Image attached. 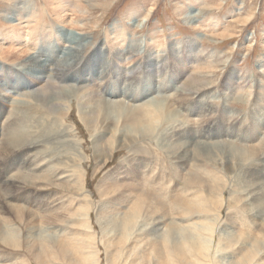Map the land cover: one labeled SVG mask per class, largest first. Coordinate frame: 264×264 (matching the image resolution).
<instances>
[{"label": "rangeland", "instance_id": "rangeland-1", "mask_svg": "<svg viewBox=\"0 0 264 264\" xmlns=\"http://www.w3.org/2000/svg\"><path fill=\"white\" fill-rule=\"evenodd\" d=\"M76 1L69 0L66 3L62 0H31L32 6L40 15L38 28L43 31L34 38L41 40L40 44L37 47H29L30 41L26 40L25 36H30L34 29L28 28L31 29L34 25L28 27L25 22L29 11L26 9L27 5L21 7V3L27 4L26 0L8 4L5 0H0V35L8 32V21L12 18L10 15H20L24 18L19 22H11L23 37L22 40L15 39L9 42L6 38H0V50L6 51L4 50L6 48L10 52V54L0 52L1 65L13 72L21 67L20 59L24 57L23 61L41 47H46L47 43L64 44L62 39L64 34L56 32L60 27L70 29L76 20H88L86 23L84 21L87 27L84 26L83 29L89 37L81 50V57L84 60L80 61L75 70L82 72L83 76L104 68L101 75L103 82H99L104 83L107 80L106 82L112 85L110 82L115 83L112 79L113 71L116 72L118 69V76L120 74L123 79V76L126 77L125 68H129L131 63L137 60L143 63V60L149 58L145 57L146 54H149L153 57L154 63L150 66L151 75L159 74V78L153 77L152 88L156 90V81L162 83L164 88L146 98L130 102L121 96L108 98L104 95V87L97 85L98 81L90 78H87L90 81L78 78V81L62 80V89L76 87L90 88V91L73 89L75 97L59 100L57 103L60 105H57L55 111L58 110L61 114H52L46 108L43 112L30 110L31 112L26 113L28 118L25 117L24 123L37 120L45 128L47 124L53 125L54 128L48 135L41 136L40 131L39 136L32 133L33 137H39L37 142L40 145L34 144L35 147H30L29 151L24 146L22 149L21 147L15 149L14 156L12 154H8L7 157L0 156V179H12L18 183L19 188L9 194L14 195V199L9 202L16 207L19 206L18 216L21 217L14 218L11 209L4 206L5 213L10 212L7 214L10 216L6 215L7 222H0V225L4 227L6 224L8 229L13 228L15 232L11 236L17 235L19 243L22 242L17 248L0 243V260L5 256L13 264H93V260L87 258L90 253L88 251L95 248L97 264H148L155 247L159 246L161 253L165 252V242L170 234L166 231L172 227L174 228L172 233H176V241H179V244H182V236L185 239L195 237V223L211 219V213H214V210L207 211V208L203 207L211 199L222 200L223 203L221 210H215L219 212V216H213L215 230L211 242L218 244L217 248L214 245L212 249L214 261L222 262L220 264H238L243 255L249 253L257 243L259 247L256 258L251 264H264V145L261 146L264 142V0H82V6L85 5L88 9V14L85 15L77 13L74 8ZM16 24H20L19 29L16 28ZM131 46L136 50H132L134 53L129 62L122 54L130 51ZM21 50L27 54L20 53ZM98 50L102 54L101 59L98 63H93L89 57ZM85 66L86 70H83ZM141 66L132 78V81H136L133 84L139 90L144 87L143 84L149 82L146 79L148 74L144 72L143 65ZM196 80L202 81V84L199 82L197 84ZM118 82L120 85L121 81ZM160 83L156 87L160 88ZM168 84H171V87ZM181 85H187L190 92L198 89L196 95L204 96L202 105L210 107L211 112L208 116L211 117L210 121L213 122L214 128L223 131L230 124L233 137L210 139L198 137L199 130L204 129L208 122H203L206 120L205 113L190 114L189 111L187 114L185 109L180 108L181 105H185V108L191 110L195 105L198 111L201 110L197 103L191 105L193 100L190 103L186 100L179 103L177 100L180 99H174L173 89L177 92V87H183ZM51 87L42 90L39 97L51 94ZM25 89L27 90L16 92L12 101L6 104L5 116L0 120L2 124L10 122L9 119L16 116L18 109L25 107L17 101L26 105L29 103L31 108L34 105L35 98L29 94L32 91L31 87L28 89L25 86ZM133 94L140 95L135 91ZM8 96L6 94V97ZM76 97L82 106H91L90 116L97 120L98 125L97 129L91 130L92 132L83 126V120L75 108ZM226 97L229 100H226ZM256 98L259 101H255ZM150 101L161 102L167 108H172L170 111L173 112L172 114L170 112L166 122L159 119L158 115L150 114L160 121L157 122L159 130L151 139L137 138L133 141L129 132L125 131L123 114L129 111L132 116L136 109ZM168 104L170 106H167ZM67 105L68 110L65 108ZM118 106L124 111L119 118L113 115L112 121L109 115L107 120H110L102 121L99 115L102 107L116 111ZM15 108L17 111H14ZM85 110L89 113V110ZM138 114V117H142L141 113ZM200 116L204 119L202 120ZM17 119L19 121L20 117ZM200 124L201 128L198 126ZM26 126L30 130L37 129L30 127L29 123ZM171 126L174 128L170 131ZM181 130H185L184 133ZM168 132L169 134H166ZM193 132L195 138L190 137ZM256 132L257 136L254 137L253 134ZM179 134H184L186 139H180ZM222 142L228 146H224ZM250 146L259 151L252 159L253 162L247 160L243 163V160H237L228 151V148L232 150L234 147L235 151L240 149V153H246L245 149L251 148ZM201 151H208L211 155L206 158ZM26 154L29 155L28 159ZM55 168L58 173L53 172ZM256 170L263 173L259 175L261 180H254V176L250 175ZM209 171L210 177L221 183L217 191L211 188L212 182L207 175ZM116 173H120L118 178H115ZM190 177L196 178L198 183L190 180ZM132 189L134 193L131 192ZM139 189L140 193L153 196L157 203L165 207L166 214L161 216V212L149 213L150 210L144 208V215L137 217L134 220L135 224L133 222L134 225L127 230L124 229L122 221L127 215V210L132 208L133 201L138 196L135 192ZM8 193L4 188H0V200H4ZM52 206L55 208L52 209ZM81 206L85 211H81ZM157 217L162 218L163 224L158 222ZM218 232L222 233L219 235ZM131 233L133 243L138 245L136 250L138 260L133 255L131 257L130 253H125V257L122 252L115 254L113 252L116 251H112L109 254L114 248L105 249L102 245L104 235L114 237L116 234L120 239L124 237L128 241ZM241 234L243 237L240 239ZM216 238L227 239L230 242L224 247L215 240ZM140 239L141 242L138 241ZM86 241L92 242V248L89 250H86L85 246L91 242ZM42 242L50 244L54 249L42 254L40 258L35 257L37 252L35 247ZM27 243L37 246L29 250L26 247ZM145 243L154 244L155 247L148 250ZM56 244L62 247V252L56 250ZM166 257L165 255L164 258ZM108 259L112 262L110 263ZM190 260L193 262L192 258Z\"/></svg>", "mask_w": 264, "mask_h": 264}, {"label": "bare ground", "instance_id": "bare-ground-1", "mask_svg": "<svg viewBox=\"0 0 264 264\" xmlns=\"http://www.w3.org/2000/svg\"><path fill=\"white\" fill-rule=\"evenodd\" d=\"M63 2H68L69 0H62ZM16 3L17 0H5V3ZM83 1L82 0H77L75 2V9L77 11L78 14L80 15H85L86 13L88 14V9L84 6H82V3ZM26 3H21V7L22 6H26V9L29 11V14L25 17L27 19V21H25L27 23V26L29 27V25L32 24L33 28L29 29L28 30H32V33L29 35H26V40H29L30 41V46L29 47H37L38 44H40L41 40H38V39H34L35 37H37L39 34L40 31H43V30H39L38 28V24L40 23V15L39 12L36 11V8L32 6L31 4V0H26ZM25 7H23L24 9ZM92 8V7H91ZM12 16V18L8 21L9 23V27H7V33L4 34L3 36L0 35V38L2 37V39L6 38L7 41H13L15 39H18L19 41L22 40V36L18 33V31L15 29V26H14V23H11L12 21H15V22H19L20 19H24V18H21L20 15H10ZM85 17V16H84ZM87 17V16H86ZM80 18V17H79ZM85 23L86 21L88 20H84ZM84 21H79V20H76L75 22H73V26H71L70 29H67L66 27L65 28H62L60 27V29L56 32L60 33L62 32L64 34V36L62 37L63 39V42L64 44H60L59 42H55V44L51 45L52 42H49L46 44V47H41V49L37 52H35L34 54L32 55H28V57L26 59H24L22 61L21 60V63L20 64V68H17L16 70H14L13 72H10L11 70H8L7 68H5L3 65H1L0 63V120L4 118L5 116V106L6 104L10 103L12 101V97L13 95L18 92V91H22V90H27L25 89V86L29 89V87H31V92L29 93L30 95H33L34 96V100H35V103L34 105L32 106L31 108V105L29 106V103L26 105L25 103L21 102V101H17V103H20V104H23L24 108L19 110L18 109V113H16V116H14L13 118L9 119L11 120L10 122H8L7 124L6 123H3L0 122V156L1 157H7L8 154H12L14 156V152H15V149L17 148H20L22 149V147L25 146L26 150L29 151L30 147H35L34 144H39L37 141L39 139V137H33L32 133L36 134L37 136H39L38 134V131L41 132V136L43 135H48L49 133H52L50 132L54 126L53 125H50L46 126V128L43 126V125H40L39 124V121H32V120H29L28 123L30 125V127H34V128H37L36 131L35 130H30L28 128V126H26L28 123H24V119L25 117L28 118L27 114L28 112H31L30 110H33V111H41L43 112L44 109L46 108V110H48L49 112H52V114H61L58 112V110L55 111V108L57 107V105H60L58 104L57 102L59 100H61L62 98H68V99H71L72 97H75L74 95V91H80V90H84L85 91H90L88 88H76V87H67L65 89H62L61 87V83H62V80H77L80 79V80H89L87 78H90V80H94V81H98V83H100L99 81L103 82L101 79H102V73L104 72V68H102L101 70H98L96 72H90V73H86L85 75L82 76V72L79 73L78 70H75L77 67V65L80 63V61L84 60L82 57H81V53H82V48L84 47L85 43L87 42L88 40V36L86 35V33L83 32V29H84V26H86V24L84 25ZM146 21V20H145ZM89 23V22H88ZM20 24H16V28H18ZM9 28V29H8ZM24 28V27H23ZM19 29V28H18ZM91 29V28H90ZM87 30V29H86ZM11 37H16L14 39H12ZM44 39V38H43ZM42 39V41H44ZM24 40V39H23ZM58 41V40H57ZM134 44V43H133ZM136 45V44H134ZM26 46V45H25ZM28 47V46H26ZM136 50V48H133V46H131V49L130 51L128 52H125L124 54H122V56L125 57V60H130L131 59V55L134 53V51L132 50ZM4 50L6 51H3L0 50L1 53H5V54H10V52H8L9 49H6L4 48ZM23 50V49H22ZM20 53H22L23 51L26 52L25 50H23ZM35 50V49H34ZM140 50V49H139ZM28 51V50H27ZM138 51V50H137ZM136 51V53H138ZM23 52V53H24ZM30 53V51H28ZM102 52V51H101ZM121 52V51H120ZM130 52V53H129ZM18 53V52H17ZM25 54V53H24ZM24 54H22L24 56ZM27 54V53H26ZM25 54V55H26ZM17 55H20L21 54H17ZM101 55L100 54V50H98L96 53L92 54L89 58L91 59V61L93 63H98L99 60L101 59ZM138 55V54H137ZM112 57V56H111ZM145 57H149V58H145L146 60H143V63L141 61H138L135 62V63H131L130 67L129 68H125V74H126V77L124 78L123 76V79L121 78V75L119 74L118 76V72L116 70V72H112V75H113V80H115V83H112L110 82V84L112 85H109V83H107L105 80L104 83H100L97 85H102L104 88V92L108 98H113V97H123V98H126L127 101H137V100H140L142 98H146L147 96H149L151 93H158L160 90H162V87L164 88L163 84L160 83L159 81H156V86L157 84L160 83V88L159 86L156 87V90L154 88H152V84L154 83V80H153V77L156 76V78L158 77L159 78V74L157 73L156 75L155 74H152L151 75V70H150V66H153L154 63H153V57H150L149 54ZM18 58H21V57H18ZM122 58V57H121ZM86 61V60H85ZM84 61V62H85ZM131 62V61H129ZM118 64V63H117ZM141 65H143V69H144V72L148 74V76L146 77L147 81V84H143L144 87L140 88V90L133 84V82L135 81H132L134 75H136V72L142 67ZM88 66V65H86ZM86 66L83 67V70H86ZM128 67V66H127ZM13 68V67H12ZM207 68V67H206ZM122 69V68H121ZM124 69V68H123ZM196 69V67H195ZM198 69H200L198 67ZM212 69V68H211ZM191 71V70H190ZM202 71V70H201ZM84 72V71H83ZM196 72V71H194ZM197 72H200V71H197ZM203 72V71H202ZM84 74V73H83ZM195 74V73H194ZM124 75V74H123ZM202 76V75H200ZM208 76V75H207ZM259 76V75H258ZM135 79V78H134ZM89 80V81H90ZM195 80V79H194ZM56 81H58V83L56 84ZM78 81V80H77ZM118 81H121L119 85V82ZM125 81V82H124ZM187 81V80H186ZM255 81V80H254ZM136 82V81H135ZM159 82V83H158ZM162 82V81H161ZM197 82V80H196ZM199 82V81H198ZM197 82V84H198ZM202 82V81H201ZM201 82H199L200 84H202ZM206 81H204L205 83ZM192 83L194 84V82L192 81ZM253 83V82H252ZM172 84V83H171ZM171 84H168L169 87H171ZM254 84V83H253ZM192 85V84H191ZM204 85V84H203ZM208 85V83H207ZM228 85V84H227ZM232 85V84H231ZM48 86H52V90H51V94H43L42 96L39 97V93L42 92V90L46 89ZM183 86L182 88L179 86L177 87V92L173 89V94L172 96L174 97L175 100L177 99H180V100H177L179 103L182 102V100H186V102L190 103V101H194L191 103L192 104H195L197 103V106L201 108L200 111H198L196 108H195V105L192 106L191 110L188 109V108H185V105H178L180 106V108L182 109H185L187 112V114L189 113L190 111V114L194 113V114H197L199 113L200 114H204V117H206V120H203L202 117L200 116V118L203 120V122L207 121V125L206 127H204V129L202 130H199L200 133H198V137L202 138V139H210L212 137H223V136H226V137H233L232 136V125H230L229 123V126L226 124V128L223 129V131H219V130H216L214 128V125H213V122L210 121L211 117L208 116L210 114V107L206 106L205 105H202L204 102L203 99H204V96H201L200 94L196 95L197 93V90L194 91V92H190L188 91L187 89H189V87L187 85H181ZM194 86V85H193ZM226 86V85H225ZM244 86V85H243ZM192 87V86H191ZM199 87V86H198ZM180 88V89H179ZM201 88V87H200ZM192 89V88H191ZM239 89V88H238ZM246 89V88H245ZM47 90V89H46ZM45 90V91H46ZM53 90H56V92H54ZM92 90V89H91ZM44 91V92H45ZM136 92V93H140V95H135L133 94V92ZM201 91V89H200ZM240 91V89H239ZM93 92V91H91ZM91 92L89 94H91ZM235 92V91H234ZM243 92V91H242ZM21 93V92H19ZM46 93V92H45ZM96 93V92H95ZM149 93V94H148ZM6 94L9 95L8 97H6ZM82 93H80L81 95ZM87 94V93H86ZM224 94V93H223ZM94 95V94H92ZM195 95V96H194ZM79 96V95H78ZM91 96V95H90ZM89 96V97H90ZM81 97V96H80ZM99 97V96H98ZM155 97V96H154ZM171 97V96H169ZM210 97V96H209ZM213 97V96H211ZM230 96H228L229 98ZM237 97V96H236ZM241 97H242V94H241ZM77 98V97H76ZM85 98V97H84ZM206 98V97H205ZM227 98V97H226ZM226 99V100H229V99ZM75 99V98H74ZM93 99V98H92ZM153 99V98H152ZM158 99H161V98H158ZM164 99V98H163ZM171 99V98H170ZM173 99V98H172ZM232 99V98H231ZM230 99V100H231ZM235 99V98H234ZM17 100V99H16ZM33 100V99H32ZM114 100V99H112ZM154 100V99H153ZM162 100V99H161ZM168 100V99H166ZM224 100V98L222 99ZM225 100V101H226ZM233 100V99H232ZM65 101V100H64ZM88 101V100H87ZM100 101V100H99ZM107 101V100H106ZM248 101V100H247ZM255 101H259L258 98H256ZM34 102V101H33ZM117 102V101H115ZM166 102V101H165ZM185 102V101H184ZM233 102V101H232ZM69 103V102H68ZM88 103V102H87ZM187 103V104H188ZM15 104V102H14ZM36 104V106H35ZM64 104V103H63ZM142 104V103H141ZM184 104V103H183ZM201 104V105H200ZM75 105V104H74ZM77 112H78V115L80 118H82L83 120V126H85L86 128L90 129L91 130H95V128L98 126L97 125V120L93 119L92 116H90V113H91V110H90V107L87 106H82V103L81 102H78V98H77ZM103 105V104H102ZM140 105V104H139ZM189 105V104H188ZM200 105V106H199ZM63 106V105H61ZM125 106V105H124ZM167 106H170L169 104ZM259 106V105H258ZM17 107V106H16ZM107 107V106H106ZM113 107V106H110V108ZM119 107V106H118ZM122 107V106H121ZM197 107V108H198ZM205 107V108H204ZM65 108L68 110L69 107L68 105L65 106ZM104 107H102V109L99 111L102 117V121H108L110 119L107 120V117H110L109 115H111V118L112 116L114 115L115 118H119L123 113L124 111H122V108H118L116 111L113 110L111 111L109 108H105L103 109ZM134 108V107H133ZM89 110V113H87V111L85 110ZM124 109V108H123ZM172 109V108H170ZM170 109L166 107V105H164L163 103L161 102H155V101H150V102H147V104H144V106L139 109H136L135 112L132 114L131 116V113L127 112L126 114L124 113L123 115L125 116L124 120V128L126 129L125 131H128L129 134H130V137L133 141H136L137 138H141L142 140L144 139H148V138H152L154 137V134L159 130L158 129V125L159 123L157 122H160L159 120H156L154 117H151L150 114H153L154 116L158 115L159 119H164L163 121L166 122V119L168 118V116L170 115ZM173 110V109H172ZM14 111H17L16 108ZM96 111V110H95ZM173 112V111H172ZM171 112V114H172ZM175 112V111H174ZM15 113V112H14ZM138 113H141L142 117H138L139 114ZM19 114V115H18ZM96 114V113H95ZM136 114V115H135ZM177 114V113H175ZM202 114V115H203ZM30 115V114H29ZM98 115V114H97ZM171 116H174V115H171ZM170 116V117H171ZM177 116V115H175ZM19 121L17 118H19ZM128 117V118H127ZM138 117V118H137ZM180 117V116H179ZM31 118V117H29ZM127 118V119H126ZM17 119V121H16ZM172 119V118H171ZM176 119V118H175ZM182 119V117H181ZM238 119V118H237ZM117 120H121L122 119H117ZM168 120V119H167ZM201 120V121H202ZM233 120V119H232ZM32 121V122H31ZM112 121H114V119L112 118ZM185 121V120H183ZM7 122V121H6ZM110 122V121H109ZM163 122V123H164ZM188 122V121H187ZM233 122V121H232ZM231 122V124H232ZM116 123V122H115ZM119 123V122H118ZM121 123V122H120ZM119 123V124H120ZM190 123V122H189ZM112 124V123H111ZM192 124V123H191ZM198 124V123H197ZM204 124V123H203ZM243 124V123H242ZM114 125V124H113ZM111 125V126H113ZM117 125V124H116ZM164 125V124H162ZM161 125V126H162ZM186 125H188L186 123ZM110 126V127H111ZM118 126V125H117ZM200 126L201 128V124L198 125ZM205 126V125H204ZM58 127V126H57ZM63 127V126H62ZM109 127V126H108ZM123 127V126H121ZM188 127V126H186ZM118 128V127H117ZM161 128V127H160ZM172 128L174 127H170V131L172 130ZM185 128V127H183ZM181 128V129H183ZM189 128V127H188ZM97 129V128H96ZM101 129V128H100ZM116 129V128H115ZM119 129H122V128H119ZM179 129V127H178ZM174 130V129H173ZM33 131V132H32ZM175 131V130H174ZM178 131V130H177ZM184 131L185 130H181ZM48 132V133H47ZM92 132V131H91ZM121 133L123 131H120ZM161 132V131H160ZM196 132V131H195ZM117 133V132H115ZM125 133V132H124ZM174 133V132H173ZM172 133V134H173ZM43 134V135H42ZM166 134H169L166 133ZM165 134V135H166ZM186 134V133H185ZM257 132L255 134H253L254 137H256L257 135ZM261 134V133H260ZM92 135V134H91ZM182 135V134H181ZM179 134V138L180 139H186L184 138L185 135L183 134L181 136ZM195 133L193 132V134L190 135V137H194ZM93 136V135H92ZM168 136V135H167ZM166 136V137H167ZM165 137V138H166ZM169 137V136H168ZM43 138V137H42ZM129 138V137H128ZM195 138V137H194ZM167 139V138H166ZM165 139V141H166ZM228 139V138H227ZM260 139V138H259ZM141 140V142H142ZM188 140V139H187ZM255 140V139H254ZM258 140V139H257ZM132 141V142H133ZM173 141V140H172ZM190 141V140H189ZM261 141H263L261 139ZM260 141V142H261ZM46 142V141H44ZM195 142V141H194ZM201 142V141H200ZM224 142V141H223ZM222 142V143H223ZM171 143V142H170ZM175 143V142H174ZM218 143V142H216ZM228 143V142H227ZM264 143V142H263ZM261 144L264 145V144ZM167 144V142H166ZM166 144H164L166 146ZM203 144V143H202ZM221 144V143H220ZM40 145V144H39ZM140 145V144H139ZM190 145V143L188 144ZM187 145V146H188ZM192 145V144H191ZM224 145V143H223ZM228 146V144H225L224 146ZM208 145H206V148H207ZM213 146V145H212ZM223 146V147H224ZM230 146V145H229ZM258 146V144H257ZM189 147V146H188ZM187 147V148H188ZM195 147V146H194ZM222 147V145H221ZM251 147V146H250ZM256 147V146H255ZM137 148V146H136ZM142 148V147H140ZM179 148V147H178ZM226 148V147H225ZM234 147H232V150L230 148H228V151H229V154L234 156L235 158H237V160H243L242 162L244 163V161H247L249 160L252 161V159H254L256 156L255 154L257 152H259L258 150L254 149V146H252L251 148H248V149H245V151L247 150L246 153H240V149L239 151L235 149H233ZM257 148V147H256ZM261 148V147H260ZM135 149V148H134ZM145 149V147H144ZM184 149V148H183ZM204 149V148H203ZM210 149V148H209ZM259 149V148H258ZM263 149V148H262ZM20 150V149H19ZM34 150V149H33ZM130 150V149H129ZM175 150V149H173ZM180 150V149H179ZM189 150V149H187ZM197 150V149H196ZM205 150V149H204ZM215 150V149H214ZM234 150V151H233ZM244 150V149H243ZM186 152V150H184ZM183 151V152H184ZM200 151V150H199ZM222 151V150H221ZM264 151V149H263ZM23 152V151H22ZM26 152V151H25ZM132 152V151H131ZM169 152V150H168ZM176 152V151H175ZM182 152V151H181ZM262 152V151H261ZM27 153V152H26ZM178 153V152H177ZM188 153V151H187ZM186 153V154H187ZM202 155L204 154L206 156V158H208L211 154L208 152V151H201ZM31 154V152H30ZM189 154V153H188ZM12 156V157H13ZM19 156V155H18ZM27 157V159L29 158V155L26 154L25 155ZM173 156V155H172ZM179 156V155H178ZM190 156V155H189ZM34 157V156H33ZM183 157V156H181ZM23 158V157H22ZM194 158V157H193ZM1 159V158H0ZM24 159V158H23ZM34 159H36L34 157ZM38 159V158H37ZM179 159V158H178ZM205 159V158H204ZM59 160V159H58ZM180 160V159H179ZM207 160V159H205ZM1 161V160H0ZM23 161V160H22ZM227 161V160H225ZM264 161V160H263ZM61 162V160H60ZM253 162V161H252ZM4 163V162H3ZM25 163V162H24ZM27 163V162H26ZM33 163V162H32ZM58 163V162H56ZM216 163V161H215ZM239 163V162H238ZM241 163V162H240ZM260 163V162H259ZM228 164V163H227ZM249 164V163H248ZM253 164V163H252ZM33 165V164H31ZM213 165V164H212ZM242 165V164H241ZM258 165V164H257ZM22 166V165H21ZM20 166V167H21ZM40 166V165H39ZM42 166V165H41ZM46 166V165H44ZM214 166V165H213ZM254 166V164H253ZM35 167V166H34ZM54 167V166H53ZM204 167V166H203ZM215 167V166H214ZM19 168V167H18ZM22 168V167H21ZM44 168V167H43ZM48 168V167H47ZM209 168V167H208ZM219 168V167H218ZM228 168V167H227ZM231 168V167H230ZM229 169V168H228ZM234 169V168H233ZM255 169V168H254ZM39 170V169H38ZM48 170V169H46ZM57 168H55L53 170V172H57L56 171ZM235 170V169H234ZM233 170V171H234ZM261 171V170H260ZM263 171V170H262ZM47 172V171H45ZM50 172V170H49ZM206 172V171H205ZM210 171L207 172V175H209ZM235 173V172H233ZM1 174V173H0ZM263 175L262 172H258L257 170L254 171V173H251L250 175L251 176H254V180H261V178L259 177V175ZM120 175L116 173V176L115 178H118ZM249 175V174H248ZM38 177V176H37ZM60 177V176H59ZM236 177V176H234ZM246 177V175L244 176ZM193 182H197L198 180L196 178H192L190 177ZM243 178V177H242ZM111 179V177L109 178ZM113 179V178H112ZM209 179L210 181L212 182L211 184V188H213L215 191H217L219 189V186L221 183H218L217 180L213 177H210L209 175ZM232 179V178H231ZM115 180V179H114ZM244 180V179H243ZM81 181V180H80ZM242 181V180H241ZM190 182V181H189ZM198 183V182H197ZM235 183V182H234ZM253 183V182H252ZM17 181L15 180H8V179H0V188H4V190H7L9 193L8 195L6 196V198L4 197V200H0V222L1 223H6L7 222V219L8 217L7 216H10L7 215L8 212L7 211V214L5 213V207L4 206H7L11 209V214L13 215L14 214V218L16 219H20L21 217L18 216L19 214V206H15L13 204H11L9 202V200H13L14 199V195H9L11 194L12 190H15L16 188L18 189V185H17ZM75 184V183H74ZM237 184V183H235ZM239 185V184H238ZM237 186V185H235ZM240 187L242 186L241 184L239 185ZM245 187V186H244ZM256 187V186H255ZM224 188V187H223ZM263 188V187H261ZM138 189V188H136ZM241 190V188H239ZM257 189V188H256ZM247 190V189H245ZM262 190V189H261ZM141 189L137 190L135 193L138 195L136 197V199L133 201L134 203L132 204V208L131 209H128L123 221H122V225L124 227V229H127L129 230V228L131 227V225L133 224L134 220L138 217L140 218L142 215H144V208H147L148 210H150L149 213H158V212H161V216L165 215L166 213H164V209L165 207H163L161 204L157 203L156 200H154L155 198H153V196H148L146 195L145 193H140ZM243 191V189H242ZM132 193H134V189L131 190ZM260 192V191H259ZM125 193V192H124ZM247 193V192H246ZM16 195V194H15ZM135 195V194H134ZM245 195V194H244ZM257 195V194H256ZM5 196V195H4ZM208 197V196H207ZM259 198V197H258ZM209 200V198H207ZM206 199V201H207ZM128 200V199H127ZM245 200V199H243ZM247 200V199H246ZM53 201V200H51ZM205 201V200H204ZM50 202V201H49ZM244 202V201H243ZM248 202V201H247ZM199 205V204H198ZM203 205V204H202ZM240 205V204H239ZM200 206V205H199ZM223 206V203H222V200H218V201H212L211 199L209 201L206 202V205H204L203 207L204 208H207L206 210L207 211H211V210H214V213L212 214L211 213V219H208V220H200V221H203V222H196L195 223V227H196V235L194 238H191V237H187L186 239L182 236L183 238V241L181 242L182 244H179L178 242L179 241H176L177 240V236H176V233H172L174 231V228L172 227L170 230L166 231L167 233H170L168 234V238L166 240V248L164 249L165 252L161 253V250L159 248V246L156 248L154 246V244H148V243H145V248H147L148 250H151L152 247L154 246L155 248L153 249V254H152V257L150 258V262H147L148 264H220L218 263V261H214V253H213V246L216 245V248H217V245L218 244H215V243H212L211 242V239L213 238L214 236V217H218L219 216V212L215 211L217 209H220L222 208ZM248 206V205H247ZM252 206V205H251ZM44 207V206H43ZM53 207V206H52ZM201 207V206H200ZM214 207V208H212ZM45 208V207H44ZM55 207H53L52 209H54ZM81 211H85V208H83L81 206ZM39 209V208H38ZM161 209V210H160ZM198 210V208H196ZM27 210V209H26ZM26 210H25V213H26ZM181 210V209H180ZM201 210V209H200ZM203 210V209H202ZM221 210V209H220ZM181 211H185V210H181ZM146 212V211H145ZM186 212V211H185ZM199 212V211H198ZM201 212V211H200ZM209 213V212H207ZM255 213V212H254ZM85 214V213H84ZM146 214V213H145ZM181 214V213H179ZM253 214V213H252ZM7 215V216H6ZM43 215V214H42ZM188 215V214H187ZM44 216V215H43ZM47 216V215H46ZM214 216V217H213ZM160 217V216H159ZM159 217H157L158 219V222L160 224H163V220L162 218L160 219ZM13 218V217H12ZM44 218V217H43ZM49 219V218H47ZM11 220V219H10ZM43 220V219H41ZM45 220V219H44ZM166 223V222H164ZM135 224V222H134ZM133 224V225H134ZM37 226V225H36ZM51 227V226H50ZM7 228V229H6ZM33 228V226H32ZM47 228V226H46ZM221 228V227H220ZM48 229V228H47ZM20 230V229H19ZM32 230V229H31ZM30 230V231H31ZM217 230V228H216ZM219 230V229H218ZM217 230V231H218ZM30 231H28L30 233ZM216 231V232H217ZM13 232L14 229L13 228H9L8 229V226L5 224L4 227H1L0 225V243H2L3 245H9L11 247H19L20 242L18 241V237L17 235L14 237V236H11V234H14ZM33 232V230H32ZM220 232V231H219ZM218 232V233H219ZM36 233V232H35ZM222 233V232H221ZM219 233V235L221 234ZM225 233H227L225 231ZM224 233V234H225ZM236 233V232H235ZM33 234V233H32ZM20 235V233H19ZM35 235V234H34ZM20 237V236H19ZM102 237V236H101ZM181 236H179L180 238ZM242 234L240 235V239L242 238ZM29 238V237H28ZM52 238V237H51ZM93 238V236L91 237ZM226 238V237H225ZM232 238V237H231ZM100 239V238H98ZM21 240V239H19ZM103 240V241H102ZM101 242H102V245L105 247V249H107L108 247H113L114 249H111L110 250V253H112V251H116V252H113V253H123L122 255L125 257V253H130V256L132 257V255L134 257H136V259L138 260V253H136V250L138 248V245L137 244H134L133 243V234L131 233L129 235V239L128 241H126V239H124V237H122L120 239L119 235L116 236V234L114 235V237H108V235H104L103 238H102ZM215 240H217V242H219L220 244H222L224 247H227L228 245V241L227 239H222V238H216ZM246 240V239H245ZM51 241V240H50ZM82 241V240H81ZM138 241H142L141 239L138 240ZM137 241V242H138ZM38 243V241H35V243ZM83 242V241H82ZM87 242V241H86ZM89 242V241H88ZM87 242V243H88ZM91 242V241H90ZM89 242V243H90ZM30 243V242H29ZM29 243L26 244V247L29 249V250H32V248H34L35 246H37L36 244L35 245H30ZM242 243V242H241ZM25 244V243H24ZM59 244V243H58ZM58 244H56V250L57 251H60L62 252L63 249H61L62 247H60ZM79 244V243H77ZM81 244V243H80ZM85 244V243H84ZM94 245V244H93ZM123 245V246H122ZM221 245V246H222ZM22 246V244H21ZM114 246H117V247H114ZM237 246V245H235ZM263 246V245H262ZM84 247V246H83ZM86 247V250H89L92 248V242L90 244H87ZM244 247V246H241V248ZM259 247V244L255 243V245L252 247L251 251L247 254H244L241 261L238 263V264H251L252 261L256 258V254H257V249ZM260 247H261V244H260ZM264 247V246H263ZM262 247V248H263ZM14 248V249H15ZM36 248V254H35V257H38L40 258V256L44 253H47L48 251H53L54 247L51 246L50 244L48 243H40L38 245V247H35ZM222 248V247H221ZM110 249V248H109ZM126 249V250H125ZM220 249V248H218ZM264 249V248H263ZM85 250V248H84ZM65 251V250H64ZM108 251V250H107ZM219 251V250H217ZM242 251V250H241ZM90 253H88V256L89 258L87 259H90V260H93V264H97L98 263V260L97 259V251L95 248H92L90 251H88ZM225 252V251H224ZM260 252V251H259ZM83 253V252H82ZM213 253V254H212ZM90 254V255H89ZM114 254V256H115ZM1 255V254H0ZM34 255V254H32ZM85 255V254H84ZM107 255V253H106ZM121 255V257L123 258V256ZM167 256L166 258H164V256ZM3 256V255H2ZM49 256V255H47ZM87 256V255H86ZM85 256V257H86ZM87 256V257H88ZM118 256V255H116ZM48 258V257H47ZM84 258V257H83ZM115 258V257H114ZM117 258V257H116ZM193 259V262L190 260V259ZM217 258V257H216ZM32 259V257H31ZM36 259V258H35ZM118 259V258H117ZM166 259V260H165ZM86 260V259H85ZM109 262L111 263L112 260L111 259H108ZM216 260V259H215ZM11 260L6 258L4 256V258H2V260H0V264H13L10 262ZM89 261V260H88ZM116 261V260H115ZM118 261V260H117ZM120 261V260H119ZM13 262V261H12ZM86 262V261H85ZM90 262V261H89ZM80 264V263H79Z\"/></svg>", "mask_w": 264, "mask_h": 264}]
</instances>
